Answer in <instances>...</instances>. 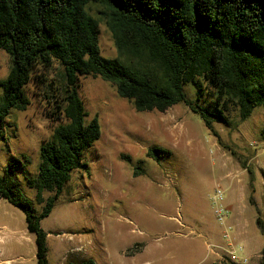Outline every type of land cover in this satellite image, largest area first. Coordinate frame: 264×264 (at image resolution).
<instances>
[{
    "label": "rangeland",
    "instance_id": "rangeland-1",
    "mask_svg": "<svg viewBox=\"0 0 264 264\" xmlns=\"http://www.w3.org/2000/svg\"><path fill=\"white\" fill-rule=\"evenodd\" d=\"M97 11L93 7L94 15ZM99 30L101 55L115 58L103 22ZM10 67L9 55L0 51V79ZM60 71L53 65L41 73L43 84L35 78L27 85L31 104L9 114L0 140V175L12 156L31 160L17 176L36 215L43 204L26 179L36 175L40 146L57 126L49 84H56ZM78 84L85 125L97 118L101 135L51 213L40 220L47 264H259L264 251L257 224L261 219L264 226V105L237 126L214 124V134L184 104L164 113L137 112L101 78L81 76ZM186 93L190 96L191 86ZM149 148L165 153L149 158ZM217 188L224 192V202L217 205L228 211L221 222L212 204ZM0 239V261L8 260L1 264H37L35 235L27 232L25 213L5 200H0ZM238 247L246 262L231 258Z\"/></svg>",
    "mask_w": 264,
    "mask_h": 264
},
{
    "label": "trees",
    "instance_id": "trees-1",
    "mask_svg": "<svg viewBox=\"0 0 264 264\" xmlns=\"http://www.w3.org/2000/svg\"><path fill=\"white\" fill-rule=\"evenodd\" d=\"M101 22L113 39L115 58L101 55ZM0 51L11 59L0 79V140L9 114L31 104L27 85L35 78L43 84L41 73L61 68L56 84H49L57 126L40 146L36 175L26 179L43 204L40 215L17 176L31 165L30 158L12 156L0 175V200L25 213L37 264H47L40 220L101 135L97 118L85 125L79 77L110 83L137 112L164 113L184 104L214 134V124L237 126L264 105V0H0ZM163 153L149 148L147 157ZM257 224L264 234L262 220Z\"/></svg>",
    "mask_w": 264,
    "mask_h": 264
},
{
    "label": "built area",
    "instance_id": "built-area-1",
    "mask_svg": "<svg viewBox=\"0 0 264 264\" xmlns=\"http://www.w3.org/2000/svg\"><path fill=\"white\" fill-rule=\"evenodd\" d=\"M222 202H224V192L221 188H217L213 194V197H212V204L214 205L213 206L214 207V214L216 215L217 220L220 222L223 221V218L228 216V211L226 210L225 206L221 205V204L217 205V203H222ZM227 231H229V227H227ZM227 231L223 235V237L226 240H228V236H229ZM230 245H231V243H230ZM241 251H242V248L238 247L235 250H233L232 252H230L231 258L234 261H241L243 259V262H246V258H243L238 253Z\"/></svg>",
    "mask_w": 264,
    "mask_h": 264
},
{
    "label": "crops",
    "instance_id": "crops-1",
    "mask_svg": "<svg viewBox=\"0 0 264 264\" xmlns=\"http://www.w3.org/2000/svg\"><path fill=\"white\" fill-rule=\"evenodd\" d=\"M0 240H1V239H0ZM0 262H1V261H0ZM3 262H8V260H4V261H2L1 263H3ZM1 263H0V264H1Z\"/></svg>",
    "mask_w": 264,
    "mask_h": 264
}]
</instances>
